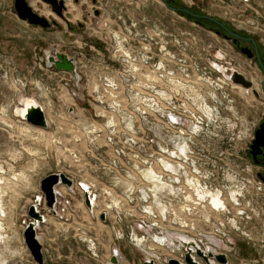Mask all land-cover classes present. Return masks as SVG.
Returning a JSON list of instances; mask_svg holds the SVG:
<instances>
[{
	"label": "rangeland",
	"instance_id": "1",
	"mask_svg": "<svg viewBox=\"0 0 264 264\" xmlns=\"http://www.w3.org/2000/svg\"><path fill=\"white\" fill-rule=\"evenodd\" d=\"M26 1L49 22L55 17L41 0ZM78 1L79 5L66 1L70 22L57 19L63 27L58 31L21 21L14 0H0V264H35L23 240L29 222L26 213L41 195L40 181L57 173L74 185L71 192L63 185L56 187V214L42 206L47 223L36 231L45 264H107L114 249L119 264L144 260L167 264L182 255L183 239L200 234L213 237L215 250L230 255V264H241L242 258L264 264V183L257 177L263 170L248 155L264 115V100L226 85L229 44L210 24L200 26L189 16L170 12L159 0H107V4L100 0L95 6L100 12L97 18L90 0ZM180 2L194 13L227 22L226 0ZM256 12L249 10L264 18V8ZM122 22L130 29V23H136L142 34L153 28L171 34L170 65L176 66L178 60L192 70L196 65L204 79L215 65L223 73L212 74L214 81L220 79L217 88L201 82L209 111L203 120H184L176 129L185 133L179 141L168 139L180 146L175 154L139 151L118 159L104 146L102 135L93 141L83 132L90 124L98 127L104 122L94 117L101 114V91L89 86L100 84L104 61L117 66L112 35L126 33ZM259 24L256 27L262 31L257 33L264 37V22ZM55 53L76 59L78 84L70 74L47 67ZM236 60L240 70L247 68L246 61ZM23 100L44 108L50 121L47 129L32 127L14 115ZM147 126L148 122H140L138 140ZM163 160L173 167L165 162L162 167ZM79 185L94 195L92 211L84 205ZM59 226L64 232L57 230Z\"/></svg>",
	"mask_w": 264,
	"mask_h": 264
},
{
	"label": "built area",
	"instance_id": "2",
	"mask_svg": "<svg viewBox=\"0 0 264 264\" xmlns=\"http://www.w3.org/2000/svg\"><path fill=\"white\" fill-rule=\"evenodd\" d=\"M130 25L131 29L122 25L125 34L120 31L118 35H112L115 43L112 57L114 62H118L117 66L114 67L113 63L104 61L99 69L100 84L89 86L93 91L98 89L101 91L102 97L99 100L101 114H95L94 117L101 118L104 122L98 127L90 124L83 128V132L87 137H94L93 141L102 135L104 146L118 159L120 155H126L128 158L129 154L139 151L175 154V151L179 152L180 146L172 145L168 139L179 141L184 136V130H176L182 127L184 120H203L206 116L207 101L201 82L206 80L210 87H219L217 82L220 79L214 81L212 74H220L221 71L219 66L215 65L214 69H209L208 74L205 73L208 77L204 79L202 70L196 65L193 70L179 60L176 66L170 65L174 55L167 38L172 35L156 28L142 34L136 28V23ZM194 38L193 44L198 47ZM105 44L108 46L106 42ZM99 55L111 58V54ZM74 64L75 75L68 74L72 76V80L76 78L78 84L80 73L75 58ZM193 78H196L198 83L192 81ZM229 84L226 79V85ZM106 99L109 101L106 102ZM140 105H144L145 109ZM41 108L44 111L42 106ZM140 108L143 113L139 115ZM46 121L47 124L50 122L47 117ZM141 121L148 122V126L138 140L137 128ZM163 162L168 163L163 160L162 167Z\"/></svg>",
	"mask_w": 264,
	"mask_h": 264
},
{
	"label": "flooded vegetation",
	"instance_id": "3",
	"mask_svg": "<svg viewBox=\"0 0 264 264\" xmlns=\"http://www.w3.org/2000/svg\"><path fill=\"white\" fill-rule=\"evenodd\" d=\"M66 1L67 0H53L51 4H46L50 7V10L52 11L53 15H55V17L52 16V19L50 20V28L54 27L58 31L63 30V27L58 24L57 19H60L67 24L70 22V20L66 17V15H70L67 9ZM99 1L100 0H90L91 4L94 7L93 17L95 18L100 16V12L95 8ZM103 1H105V4H107V0ZM134 1L137 2L144 0ZM226 1L227 3L225 5L228 8V12L226 14L228 16L227 22L222 21L221 19L209 17L217 21V23H214L205 19V17L208 16H204L201 13H194L190 11L191 8L182 4L180 0H159L163 7L170 12L178 13L181 16H189L200 26H203V22H205V24L207 23L206 25L210 24L212 31H214V33L218 37H221L229 44L231 53L229 64L231 65V68H227L226 71L229 72L228 77L230 80H228V82L232 85L231 87L233 89H244L247 92H250L256 100H264V37L257 33V31H262L257 27L260 26L259 22H264V18L261 17L262 19H259V17H254L252 13H249V10H251L258 14V12H256L257 9L259 10L264 8V0H262L263 2L261 5H257L255 0H238L240 2H236V0ZM73 3L74 5L80 4L78 0H73ZM222 3L225 2L222 1ZM121 8H125V6H122ZM184 10L188 11V13H184ZM88 16L92 17V15L90 14ZM52 22H55L59 26V28L53 26ZM122 25L126 26L127 24L125 22H122ZM78 28H83L80 23L78 24ZM237 58L240 61H246L248 63L246 69L242 68V70H240L237 67V64H239L237 63ZM237 76H240L244 83L246 85H249V87L244 88L241 85L235 84L233 78H235L236 80ZM262 124H264V115L260 118V121L257 127L255 128L254 136L248 146V155L251 158L252 163L263 170L262 173L257 174V177L261 182L264 183V147L261 149L262 154L256 157L258 161L257 164L253 161L250 148L252 142L255 140V133ZM182 243L184 244L183 253L182 255H180L179 259H174L180 262L181 264H186L184 259L185 255L188 253V248L190 250V256L197 264H223L216 259V257L219 256H223L225 258V264H230V255L225 252H218L217 250H215L216 241L215 239H213V237L200 234L199 238H186L185 241H182ZM189 243H192L193 246L188 247ZM196 251H199L201 253V256H198L196 254ZM240 263L255 264L254 261L246 260L243 258L240 259Z\"/></svg>",
	"mask_w": 264,
	"mask_h": 264
},
{
	"label": "water",
	"instance_id": "4",
	"mask_svg": "<svg viewBox=\"0 0 264 264\" xmlns=\"http://www.w3.org/2000/svg\"><path fill=\"white\" fill-rule=\"evenodd\" d=\"M41 1L46 4H51L53 2V0H41ZM14 10L18 19L26 22L31 26L40 27L42 29H49L51 26V22H49L46 18L36 14L27 4L26 0H14ZM183 12L188 13V11L185 10ZM205 19L217 23V21H215L212 18L205 17ZM52 25L59 28V26L55 22H52ZM47 63H48L47 64L48 68L53 67L57 71L75 75L74 58L69 57L64 53H55L54 56H50L48 58ZM226 79L230 80L228 76L226 77ZM233 80L237 85H241L244 88L249 87V85H246L244 83V81L240 76H237L236 80L235 78H233ZM73 82L74 83L77 82L76 78H74ZM21 119L28 125L35 128L47 129L48 127L45 113L40 105L37 106L30 105L26 109ZM263 147H264V124H262L260 128L256 131L255 140L252 142V145L250 147L253 161L256 164L258 163L256 157L262 154L261 149ZM263 166H264V162H263ZM59 185L65 186L67 190L71 192L73 190L74 184L69 177L61 173L50 174L45 178H43L39 184L41 195L38 196L35 199L34 204L27 209L26 214L29 218V222L25 225L23 231V240L35 264H45L43 246L40 242V238L36 231L37 227L40 224L44 223V216L38 208L40 205L44 203L45 207L49 211H51L53 214H56V204H57L56 187H58ZM83 195H84L83 196L84 205L89 211H92V201L90 200L89 193L87 191H84ZM99 219L104 222L106 219L105 214H101ZM189 246H193V244L189 243L188 247ZM196 254L198 256H201V253L199 251H196ZM216 259L223 264L226 263V260L223 256L216 257ZM184 261L186 264H197L190 256L189 248H188V253L185 255ZM119 263H120L119 253L117 250L114 249L113 254L107 264H119ZM143 264H154V262L152 260H144ZM167 264H181V263L178 262L177 260L170 259L168 260Z\"/></svg>",
	"mask_w": 264,
	"mask_h": 264
},
{
	"label": "bare ground",
	"instance_id": "5",
	"mask_svg": "<svg viewBox=\"0 0 264 264\" xmlns=\"http://www.w3.org/2000/svg\"><path fill=\"white\" fill-rule=\"evenodd\" d=\"M31 4H33V2H32ZM30 105L37 106L38 104H37L35 101H33V100H23V101L21 102V105H20V107H19V110H18V109H15V110H14V115H15L16 117H18V118L23 117V115H24L26 109H27ZM207 111H209V108H208V107H206V109H205V113H206V114H207ZM209 114H210V112H209ZM79 187L82 189L83 192H84V191L89 192L88 188H87L85 185H79ZM89 193H90V192H89ZM90 200L92 201V209H93L94 202H93V197H92L91 193H90ZM183 240L185 241V239H183Z\"/></svg>",
	"mask_w": 264,
	"mask_h": 264
},
{
	"label": "crops",
	"instance_id": "6",
	"mask_svg": "<svg viewBox=\"0 0 264 264\" xmlns=\"http://www.w3.org/2000/svg\"><path fill=\"white\" fill-rule=\"evenodd\" d=\"M44 204V203H43ZM43 204L42 205H40L39 206V210H40V212L43 214V216H44V223H42V224H40V225H45L46 223H47V219H46V216H45V214H44V210L42 209V206H43ZM40 225L37 227V229L40 227ZM57 230L58 231H63L64 232V228L63 227H58L57 228ZM39 238H40V236H39ZM40 242H41V244H42V241H41V238H40ZM42 246H43V244H42ZM44 250V249H43Z\"/></svg>",
	"mask_w": 264,
	"mask_h": 264
}]
</instances>
